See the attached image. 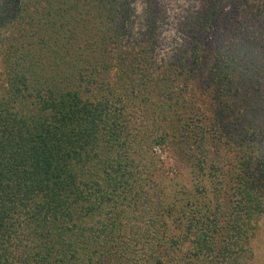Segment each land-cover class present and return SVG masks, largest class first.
Returning <instances> with one entry per match:
<instances>
[{
    "label": "trees",
    "instance_id": "obj_1",
    "mask_svg": "<svg viewBox=\"0 0 264 264\" xmlns=\"http://www.w3.org/2000/svg\"><path fill=\"white\" fill-rule=\"evenodd\" d=\"M136 2L0 0V264H264V5L205 0L158 61Z\"/></svg>",
    "mask_w": 264,
    "mask_h": 264
},
{
    "label": "rangeland",
    "instance_id": "obj_2",
    "mask_svg": "<svg viewBox=\"0 0 264 264\" xmlns=\"http://www.w3.org/2000/svg\"><path fill=\"white\" fill-rule=\"evenodd\" d=\"M162 9V28H161V46L158 52L159 60H168L175 51H179L184 43V33L182 29L185 23L194 15L195 12L203 7L205 0H158ZM260 7H263L264 0H252ZM136 6L138 11L143 9L142 0H137ZM140 126H143V115L138 113ZM142 118V119H141ZM137 123V124H138ZM181 157L174 156L171 151H157L149 159L145 160L148 172H152L150 176L157 183L161 184L164 192L158 198L166 201L181 202L182 197H188L190 192L195 190V178L191 174V170L185 168ZM150 175V174H149ZM149 180V181H150ZM153 191V189H151ZM167 192V194H166ZM185 195H184V194ZM168 197V199H166Z\"/></svg>",
    "mask_w": 264,
    "mask_h": 264
}]
</instances>
